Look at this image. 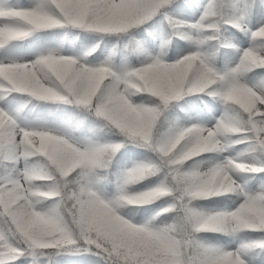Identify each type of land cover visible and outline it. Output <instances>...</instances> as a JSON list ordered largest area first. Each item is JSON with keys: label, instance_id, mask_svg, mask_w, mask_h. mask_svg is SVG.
Returning a JSON list of instances; mask_svg holds the SVG:
<instances>
[{"label": "snow or ice", "instance_id": "obj_1", "mask_svg": "<svg viewBox=\"0 0 264 264\" xmlns=\"http://www.w3.org/2000/svg\"><path fill=\"white\" fill-rule=\"evenodd\" d=\"M264 264V0H0V264Z\"/></svg>", "mask_w": 264, "mask_h": 264}, {"label": "trees", "instance_id": "obj_2", "mask_svg": "<svg viewBox=\"0 0 264 264\" xmlns=\"http://www.w3.org/2000/svg\"><path fill=\"white\" fill-rule=\"evenodd\" d=\"M67 259H68V261H69V264H72V262H74V261H78V260L81 259V258H79V257H68Z\"/></svg>", "mask_w": 264, "mask_h": 264}]
</instances>
